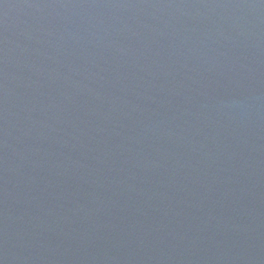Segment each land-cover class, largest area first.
<instances>
[{
    "label": "water",
    "instance_id": "water-1",
    "mask_svg": "<svg viewBox=\"0 0 264 264\" xmlns=\"http://www.w3.org/2000/svg\"><path fill=\"white\" fill-rule=\"evenodd\" d=\"M0 264H264V0H0Z\"/></svg>",
    "mask_w": 264,
    "mask_h": 264
}]
</instances>
